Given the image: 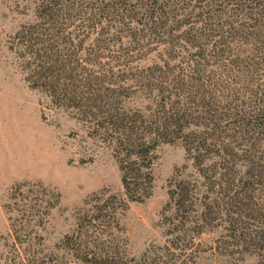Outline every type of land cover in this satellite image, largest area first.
I'll use <instances>...</instances> for the list:
<instances>
[{
  "label": "rangeland",
  "instance_id": "rangeland-1",
  "mask_svg": "<svg viewBox=\"0 0 264 264\" xmlns=\"http://www.w3.org/2000/svg\"><path fill=\"white\" fill-rule=\"evenodd\" d=\"M30 9V1L0 0V264H264V175L244 197L245 218L238 209L221 208L202 220L203 188L184 210L169 200L174 181L197 179L175 142L154 153L151 194L140 202L124 194L113 142L119 136L105 117L156 110L155 95L140 88L155 82L147 68L161 49L147 55L106 46L89 62L92 35L64 30L72 44L59 51L74 50L82 73L70 82L78 108H57L47 91L30 87L39 85L36 67L18 41L32 21ZM231 47L233 56L245 49ZM220 65H210L209 73L226 90H242ZM169 69L189 68L171 63ZM54 99L66 105L68 97ZM106 200L108 207L100 209Z\"/></svg>",
  "mask_w": 264,
  "mask_h": 264
},
{
  "label": "trees",
  "instance_id": "trees-1",
  "mask_svg": "<svg viewBox=\"0 0 264 264\" xmlns=\"http://www.w3.org/2000/svg\"><path fill=\"white\" fill-rule=\"evenodd\" d=\"M26 1L31 2L32 21L17 37L36 67L39 85L30 87L47 91L57 108H78L70 82L75 72L82 73L74 50L59 51L72 44L62 36L64 30L92 35L87 40L93 49L89 62L98 60V50L106 46H127L147 55L161 49L147 68V79L155 82L140 88L155 95L150 102L156 110L105 117L119 136L113 142L129 201L151 194L157 147L179 142L197 179L174 181L170 202L184 210L190 196L203 188L202 220L221 208L238 209L235 214L241 218L246 214L244 197L264 175V0ZM233 44L245 48L238 49L240 55L233 56ZM171 63L186 64L188 72L174 73ZM224 63L233 69L225 71ZM213 64H221L220 72L229 73L242 90L220 85L208 71ZM56 94L67 96V104L56 103ZM213 194L220 198L211 201ZM109 203L104 201L100 209ZM229 218V226L235 227L237 219Z\"/></svg>",
  "mask_w": 264,
  "mask_h": 264
}]
</instances>
